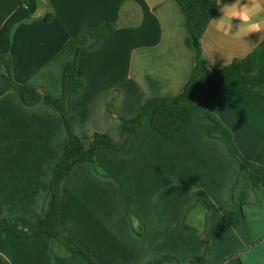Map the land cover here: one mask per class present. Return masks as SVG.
Returning <instances> with one entry per match:
<instances>
[{"label":"crops","instance_id":"obj_1","mask_svg":"<svg viewBox=\"0 0 264 264\" xmlns=\"http://www.w3.org/2000/svg\"><path fill=\"white\" fill-rule=\"evenodd\" d=\"M233 3L220 0L201 39L208 71L195 94L231 130L240 153L264 166V92L228 88L210 74L255 50V73L264 66V33L238 34L236 18L227 35L215 27L221 8ZM106 23L118 25L114 35L84 46L88 31ZM7 55L16 83L56 99L66 65L77 58L84 87L66 107L72 132L85 146L95 133L124 143L141 107L151 98L179 95L195 67L179 0H0V222L25 231L43 217L68 130L49 102H22L3 68ZM214 126L195 113L179 136L165 138L148 117L126 150L100 146L94 162L77 164L64 181L66 233L97 264H149L168 256L177 264H264V193L256 203L264 185L250 173L248 204L236 205L242 165L212 134ZM201 230L210 252L196 262L206 254ZM0 264L90 263L83 255H63L48 236L7 232Z\"/></svg>","mask_w":264,"mask_h":264},{"label":"trees","instance_id":"obj_2","mask_svg":"<svg viewBox=\"0 0 264 264\" xmlns=\"http://www.w3.org/2000/svg\"><path fill=\"white\" fill-rule=\"evenodd\" d=\"M188 22L189 42L195 53V67L183 89V91L171 98L155 97L148 100L142 107L139 116L133 123L130 137L121 144L115 143L109 135L95 133L88 146L72 132L66 103L69 97L79 94L84 82L77 76L78 61L75 58L68 63L63 74V93L60 98H52L46 93L29 85H22L15 82L12 77V62L9 55L2 60L3 68L11 79L12 88L16 90L22 102L27 106H36L43 101L49 102L62 115L65 126L68 130V141L60 161L59 170L54 175L49 198L40 224L33 231H25L18 225L9 223L6 220L0 222V239L7 232H13L17 237L33 239L40 236L50 237L58 251L63 255H83L90 264H97L95 260L86 253L64 230L60 220V207L63 198V184L71 173L72 169L82 162H94L96 151L100 146L106 145L118 151L127 149L132 136L137 134L144 121L150 117L152 127L165 138L179 136L190 123L193 115L198 113L208 117L215 124L212 134L220 136L229 145L232 152L238 157L242 165V172L237 182L234 198L237 206H244L248 202L252 187L250 184V173L254 174L260 185H264V166L247 160L237 148L231 130L223 124L213 113L206 110L197 100L195 86L199 77L208 71L205 66L201 39L212 21L216 10V0H179ZM114 23L102 24L88 31L84 46L110 39L117 29ZM257 50L253 51L244 59H237L228 66L212 70L210 74L214 80L225 87L231 88L239 85H246L251 89L264 92V66L255 73ZM261 189V188H259ZM257 191V190H256ZM2 210L0 209V214ZM202 244L206 248L203 259L196 262H204L209 256L210 243L205 231L201 230ZM178 263L175 257L168 256L149 264H171Z\"/></svg>","mask_w":264,"mask_h":264},{"label":"clouds","instance_id":"obj_3","mask_svg":"<svg viewBox=\"0 0 264 264\" xmlns=\"http://www.w3.org/2000/svg\"><path fill=\"white\" fill-rule=\"evenodd\" d=\"M218 5L220 0H218ZM221 11L223 13L222 18L213 20L215 27L219 31H223L226 35L232 29V20L236 18L239 20L238 31L242 32L243 36H247L251 33H264V6L260 3V0H248L247 3H241V0H235V3L231 5L225 4Z\"/></svg>","mask_w":264,"mask_h":264},{"label":"rangeland","instance_id":"obj_4","mask_svg":"<svg viewBox=\"0 0 264 264\" xmlns=\"http://www.w3.org/2000/svg\"><path fill=\"white\" fill-rule=\"evenodd\" d=\"M261 189H257V191H256V203H258L259 204V202L261 201V198H262V196H263V193H264V188L263 187H260ZM246 204H248V202L246 203ZM245 204V205H246Z\"/></svg>","mask_w":264,"mask_h":264}]
</instances>
